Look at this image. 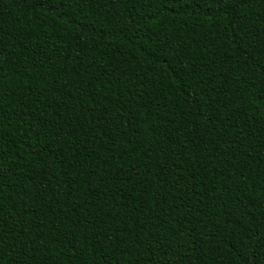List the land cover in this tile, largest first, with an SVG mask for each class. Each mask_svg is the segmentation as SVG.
Wrapping results in <instances>:
<instances>
[{
  "label": "trees",
  "instance_id": "1",
  "mask_svg": "<svg viewBox=\"0 0 264 264\" xmlns=\"http://www.w3.org/2000/svg\"><path fill=\"white\" fill-rule=\"evenodd\" d=\"M0 264H264V0H0Z\"/></svg>",
  "mask_w": 264,
  "mask_h": 264
}]
</instances>
